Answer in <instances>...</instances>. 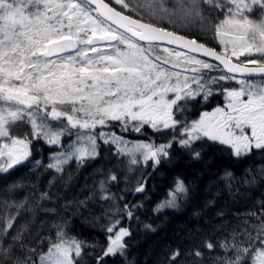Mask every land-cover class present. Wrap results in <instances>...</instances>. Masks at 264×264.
<instances>
[{"label":"snow or ice","instance_id":"snow-or-ice-1","mask_svg":"<svg viewBox=\"0 0 264 264\" xmlns=\"http://www.w3.org/2000/svg\"><path fill=\"white\" fill-rule=\"evenodd\" d=\"M177 22L197 34H180ZM216 94L222 106L191 117L193 102L206 104ZM18 124L29 131L14 134ZM116 127L139 134L148 128L153 136L129 140ZM206 142L236 160L254 152L264 160V0H0V174L26 162L51 171L47 190L34 183L38 196L29 194V207H40L53 199L50 190L71 161L79 168L96 160L101 145L115 157L107 171L95 170L99 178L83 199L62 206L101 231L103 242L72 233L56 208L42 209L56 217L47 222V234L26 240L29 227L16 220L29 197L3 200L0 264H85V256L91 264L116 257L131 264V221H139L144 205L111 191L121 179L117 173L125 191L142 194L143 173L130 184L138 168L170 162L174 146L201 161ZM34 143L56 149L46 164L31 160ZM192 190L176 177L153 211L180 208ZM207 191L205 211L226 197L214 213L219 223L207 233L191 232L197 242L183 253L168 246L159 264H264V163L239 175L224 169ZM242 202L241 211L230 207Z\"/></svg>","mask_w":264,"mask_h":264},{"label":"trees","instance_id":"trees-1","mask_svg":"<svg viewBox=\"0 0 264 264\" xmlns=\"http://www.w3.org/2000/svg\"><path fill=\"white\" fill-rule=\"evenodd\" d=\"M204 105L193 102L191 105V117H197ZM20 128L26 132L29 128L25 124H18L13 128L14 134L21 135ZM158 137V136H157ZM159 138V137H158ZM160 141L161 139H157ZM204 156L201 161L193 162L189 157L178 147L172 149V158L170 162H162L155 169L152 168L151 162L147 167L138 168L134 174L130 184L135 183V176H140L143 173L147 178V188L142 194L133 195L131 192L125 191V182L123 181V173L118 172L121 177L118 183L111 186V191L117 196L123 195L125 201L136 203L142 202L144 207L139 209L136 215L139 217L137 222L135 219L131 221L132 236L129 239V249L127 260L131 264H159L164 256V252L168 246L180 247L181 252L197 240L190 239L189 234L196 229H200L207 233L212 223H219L214 219L216 208L223 205L226 197L221 196L217 199L216 207L204 210L206 199L210 193L207 188L210 182L224 169H231L237 175L246 167L259 165L264 163L261 156L253 153L251 156L236 160L227 152L220 150L216 144L205 143ZM55 148H50L43 143L33 144V156L31 160L42 159L46 164L48 156ZM115 157L101 145L100 157L96 160L85 162L81 167H77L75 163H71L65 168L63 181L57 180L50 190L53 199L50 201H42L40 207H29L32 204L30 193L38 196V192L33 189L32 185L38 184L40 191L47 190L48 180L52 178V172H44L43 168H33L31 163H25L8 174H0V201L8 200L9 202H20L29 197V203L21 210V214L17 217L16 226L27 224L29 231L25 233V238L32 239L40 235L47 234V222L56 219L51 213H46L43 208H56L58 213L67 217L70 221L71 232L78 235L80 238L89 242L97 240L104 241V234L91 227L79 215L73 216L71 209L64 211L62 206L74 199H83L87 195V189L91 186L93 178H99L95 175V170L102 167L107 171L112 167ZM115 171V169H113ZM182 178L186 183L192 185V192L186 201L181 202L178 209H163L160 212H154L156 204L163 200L173 186L176 177ZM70 177V179H69ZM20 185L9 191L11 185ZM125 201H121V206ZM96 214H99V208L92 206ZM232 210H243V202L239 206H230ZM6 210L0 205V215H3ZM13 212L15 209L12 210ZM196 213H200L199 216ZM88 213L84 212L83 216ZM45 222L42 228L41 224ZM145 224H150L155 231H148L144 228ZM219 235V233H217ZM198 239V237H197ZM215 239V237H213ZM214 254V253H213ZM85 264H91V257L85 256ZM184 260V256L180 257ZM109 264H123L120 257H116L109 261Z\"/></svg>","mask_w":264,"mask_h":264},{"label":"rangeland","instance_id":"rangeland-1","mask_svg":"<svg viewBox=\"0 0 264 264\" xmlns=\"http://www.w3.org/2000/svg\"><path fill=\"white\" fill-rule=\"evenodd\" d=\"M192 27H193L194 29L196 28V26H192ZM175 28H177L178 30H186L185 27H184V25H183L182 23H180V22H177V23L175 24ZM186 31H187V30H186ZM187 32H188V31H187ZM189 33H190V32H189ZM191 33H197V32H196V30H193ZM210 33H211V32H209L207 35H210ZM230 86H232V85H230ZM219 95H221V94H216V95L210 97L208 103L203 104L204 106L202 107V109H201L200 111H202V110H208V111H211L212 108H214V107L217 106V105H221V106H222L223 103H224V100H223V102H222L221 104H216V105L210 106V103H211L212 101H214V100H221V98L219 97ZM221 96H222V95H221ZM198 99H199V98H198ZM209 106H210V107H209ZM190 110H191V109H190ZM198 115H199V114H198ZM198 115H197V116H198ZM192 118H196V117H192ZM112 130L116 131L117 134H118L119 132H121L120 129H119V127H116V128H114V129H112ZM19 131L22 132V134H21L20 136H23V134H24L25 132H24L21 128H20ZM144 132H146V130H144ZM16 135H18V134H16ZM123 136H125V138H127V139H129V140H146V139H148V137L144 138V137H143V134H139V133H135V132H131V131L124 133ZM154 138L156 139L157 143L163 142L162 140L158 141V140H157V139H159L158 137H154ZM160 139H161V138H160ZM164 139H167V137H164ZM254 153H256V152H254ZM71 163H75V164H76L75 161H71L66 167H68L69 165H71ZM66 167H65V168H66ZM64 171H65V169H64Z\"/></svg>","mask_w":264,"mask_h":264},{"label":"flooded vegetation","instance_id":"flooded-vegetation-1","mask_svg":"<svg viewBox=\"0 0 264 264\" xmlns=\"http://www.w3.org/2000/svg\"><path fill=\"white\" fill-rule=\"evenodd\" d=\"M118 7V6H117ZM167 26V25H166ZM176 30L178 31V32H180V33H182V34H186V35H188L189 37H192V36H195L197 33H189V32H187L186 30H178L177 28H176ZM212 35V33H210V35H208V36H211ZM198 38V40H200V41H202V42H206L205 41V38L204 37H197ZM217 50H219V48H217ZM219 97L221 98V100H214V101H212L211 103H210V106H213V105H216V104H221L222 102H223V96H221V95H219ZM209 106V107H210ZM145 130H146V132H144V134H143V137L144 138H146V137H151V136H153V133H152V131L150 130V129H148V128H145ZM118 134H124V133H121V132H119ZM155 137H157V136H155ZM159 137V136H158ZM160 138V137H159Z\"/></svg>","mask_w":264,"mask_h":264},{"label":"water","instance_id":"water-1","mask_svg":"<svg viewBox=\"0 0 264 264\" xmlns=\"http://www.w3.org/2000/svg\"><path fill=\"white\" fill-rule=\"evenodd\" d=\"M180 33V32H179ZM180 34H182V33H180ZM189 38H191V37H189ZM200 41V40H199ZM200 42H202V41H200Z\"/></svg>","mask_w":264,"mask_h":264}]
</instances>
